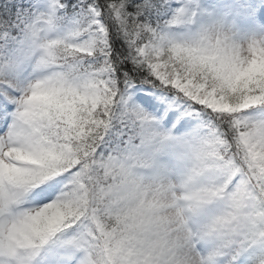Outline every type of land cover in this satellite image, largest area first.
Here are the masks:
<instances>
[{
	"label": "snow or ice",
	"instance_id": "6c2138e0",
	"mask_svg": "<svg viewBox=\"0 0 264 264\" xmlns=\"http://www.w3.org/2000/svg\"><path fill=\"white\" fill-rule=\"evenodd\" d=\"M0 264H264V0H0Z\"/></svg>",
	"mask_w": 264,
	"mask_h": 264
}]
</instances>
